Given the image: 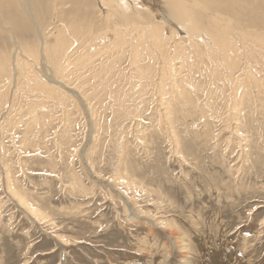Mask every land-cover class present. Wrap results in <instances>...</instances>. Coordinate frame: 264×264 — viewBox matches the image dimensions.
Returning a JSON list of instances; mask_svg holds the SVG:
<instances>
[{"label": "rangeland", "instance_id": "obj_1", "mask_svg": "<svg viewBox=\"0 0 264 264\" xmlns=\"http://www.w3.org/2000/svg\"><path fill=\"white\" fill-rule=\"evenodd\" d=\"M28 1L15 23L0 9V264H264V0H202L199 36L177 29L154 65L162 0L127 23L96 0ZM88 26L109 41L87 52ZM215 31L236 67L209 57ZM72 41L54 71L44 50Z\"/></svg>", "mask_w": 264, "mask_h": 264}, {"label": "bare ground", "instance_id": "obj_2", "mask_svg": "<svg viewBox=\"0 0 264 264\" xmlns=\"http://www.w3.org/2000/svg\"><path fill=\"white\" fill-rule=\"evenodd\" d=\"M17 3H18V5L19 6H17L16 4L14 5L10 0H0V9L4 12V13H11V15L13 14V16L12 17H10V18H8L9 19V22H12V23H15V21H16V19H18L17 17H16V13H17V11H19L20 9H22V11H24V9H23V5L25 4V2L23 3V5H22V3H21V0H15ZM24 1V0H23ZM26 1H28V0H26ZM97 1V5H99V7L101 8V11H102V17L104 18V20L106 21V23L107 22H109L110 20H112L113 18H118L119 20H122V21H124V22H128V21H130L131 20V17L133 16V15H131L130 14V11L129 10H131V9H129V8H132L131 6H130V4H135V3H137V2H134L135 0H96ZM177 1H180V2H176V0H162V3H163V5H164V10H163V13L161 14V16H162V19L164 20V22H165V25H166V28H165V33L163 34V35H165L164 37H165V39H168V40H166L167 42H168V44L167 43H165L166 44V46H168V48L167 49H165V50H163L162 51V49H160L162 46H158V45H160V42L162 41V40H160V42H156V43H153V46L155 47V52L154 53H151V52H146V53H143L144 55H145V57L147 58V60L148 61H153L152 62V65H154L156 62H157V60L159 61V64L161 63V62H164L165 61V56H167L168 54H167V51H168V49L169 48H171V49H176L178 46L177 45H179L178 43V41H176L175 40V36L177 35V31L178 30H182L186 35H187V37L189 38V40H190V42L191 41H194L198 36H199V30H203V29H201L200 27H199V20H201V19H199V17L197 16V13L195 12V10H193V7H194V9L195 8H200L201 10H204V11H208L209 10V8L211 7V5H209V3H207L206 1H203V3L201 4L200 2H202V0H200L199 2H197L196 0H177ZM29 2V1H28ZM27 2V3H28ZM138 2H140L139 0H138ZM147 3V2H146ZM146 3H141V5H143V6H145V7H148V3L146 4ZM213 4V3H212ZM210 7H209V6ZM26 6V5H25ZM213 6V5H212ZM216 6V5H215ZM218 6V5H217ZM139 7V6H138ZM20 8V9H19ZM30 8L31 7H29V9L28 10H30ZM211 8H214V7H211ZM216 8V7H215ZM224 8V7H223ZM27 9V8H26ZM133 9V11H134V8H132ZM199 9V10H200ZM32 10V9H31ZM152 10V9H151ZM198 10V9H197ZM229 10V9H228ZM27 11V10H26ZM136 12V11H135ZM203 12V11H202ZM201 12V13H202ZM27 13V12H26ZM229 13V12H228ZM28 14V13H27ZM77 14V13H76ZM23 15H24V13H23ZM33 15V14H32ZM31 15V16H32ZM210 17H212L211 15H209ZM206 17V16H205ZM215 16H213V18H214ZM217 17V16H216ZM25 18V17H24ZM30 18V17H29ZM71 18V17H70ZM72 18H73V16H72ZM201 18V17H200ZM207 19H208V17H206ZM212 18V19H213ZM222 18V17H221ZM7 19V20H8ZM26 19H28V18H26ZM83 19V18H82ZM209 19H211V18H209ZM208 19V22H210V24H212L214 21L213 20H209ZM215 19V18H214ZM223 19V18H222ZM0 20H1V16H0ZM34 20V19H33ZM131 21H133V20H131ZM216 21V20H215ZM224 21V20H223ZM33 22H35V21H33ZM55 22V21H54ZM212 22V23H211ZM225 22V21H224ZM227 22V21H226ZM234 22V21H233ZM61 22H59V24H60ZM82 23H83V20H82ZM146 23V22H145ZM205 23H207V21L206 22H203V25H205ZM248 23V22H247ZM253 23V22H252ZM251 23V24H252ZM122 24H124V23H122ZM128 24H130V23H128ZM133 25H134V23H132ZM143 24V23H142ZM210 24H208V27L210 26ZM235 24V23H234ZM234 24L232 25V26H234ZM243 24V23H242ZM83 25V24H82ZM136 25V24H135ZM135 25H134V27H135ZM141 25V24H140ZM147 25H149V24H147ZM151 25H153V24H151ZM154 25H155V23H154ZM159 25V24H158ZM203 25H202V23H201V27H203ZM213 25H214V23H213ZM212 25V26H213ZM236 25V24H235ZM10 26V25H9ZM58 26H60V25H58ZM81 26V25H80ZM79 26V27H80ZM124 27H125V24L123 25ZM132 26V25H131ZM143 26V25H142ZM150 26V25H149ZM162 26V25H161ZM161 26H160V28L159 29H161ZM212 26L211 27H209L210 29H212ZM215 26H216V23H215ZM237 26V25H236ZM245 26H247V25H245ZM0 27H2L1 25H0ZM5 27V26H4ZM56 27V26H55ZM105 27V26H104ZM222 27V26H221ZM220 27V28H221ZM228 27H230L229 26V24L227 23L226 25H225V29L224 30H229V29H227ZM60 28V27H59ZM76 28V27H75ZM81 28V27H80ZM113 28V27H112ZM127 28H128V26H127ZM155 28H156V26H155ZM158 28V27H157ZM157 28H156V30H157ZM163 28H164V26H163ZM216 29H217V27H215ZM238 28V27H237ZM247 28V27H246ZM250 28V27H249ZM5 29V28H4ZM11 29V28H10ZM131 29V32H132V28H130ZM130 29H129V31H130ZM136 29V28H135ZM141 29V28H140ZM150 29H151V27H150ZM152 29H153V27H152ZM151 29V30H152ZM178 29V30H177ZM207 30H208V28H206ZM214 29V28H213ZM61 30H62V28H61ZM71 30V29H70ZM72 30H74V29H72ZM83 30V29H82ZM102 30V29H101ZM105 30H106V28H105ZM125 30V29H124ZM134 30V29H133ZM162 30H164V29H162ZM205 30V29H204ZM206 30V31H207ZM219 30V29H218ZM238 31H239V29H237ZM236 30V31H237ZM116 31V30H115ZM120 31V30H119ZM123 31V30H122ZM126 31V30H125ZM136 31H139V30H136ZM135 31V32H136ZM140 31H143V30H140ZM214 31V30H213ZM222 31V30H221ZM220 31V32H221ZM230 31V30H229ZM15 32V31H14ZM62 32V34L63 33H65L64 31H61ZM68 32V31H67ZM86 33H85V37H87L86 39L87 40H89V41H83L85 44H86V47H85V51H90V50H92V49H96V48H98L97 47V45H99L98 43L96 44L95 42L96 41H98V39H96V38H98V37H100L101 35V33H99V30H97V29H94V28H92L91 26H88L87 28H86V31H85ZM106 32V31H105ZM112 32H113V30H112ZM131 32H128V33H131ZM151 32V31H150ZM153 32H154V30H153ZM156 32V31H155ZM158 32V31H157ZM161 32V31H160ZM208 32H210V31H208ZM207 32V33H208ZM220 32H219V34L215 31V33L214 34H212L211 35V37H214V39L212 40V39H210V38H206V37H204V35H206L205 33H202V35L201 36H203L205 39L204 40H202V42H203V45H204V47H205V49H206V51H209V57L211 56V55H214V58L216 59L217 58V56L219 55V56H225V64H226V66L228 67V66H232V65H235L234 67H236L237 66V64H239L238 62H239V56H240V54H238V49L235 47L236 45L233 43V41H231L230 40V38L232 37V36H229L230 34H226V31H224V33L223 34H220ZM13 33V32H12ZM54 33V32H53ZM81 33V32H80ZM110 33H111V31H110ZM127 33V32H126ZM140 33V32H139ZM159 33V32H158ZM158 33H156V35H158L159 36V34ZM217 33V34H216ZM222 33V32H221ZM243 33H245L244 31H243ZM249 33H250V31H249ZM60 34V33H59ZM72 34H73V32H72ZM151 34V33H150ZM154 34V33H153ZM184 34V35H185ZM236 34V33H235ZM246 34H248V33H246ZM40 35V34H39ZM77 35V34H76ZM118 35H121V34H118ZM128 35V34H127ZM135 35V34H134ZM155 35V34H154ZM153 35V36H154ZM183 35V34H182ZM252 35V34H251ZM259 35V34H258ZM63 36V35H62ZM69 36V35H68ZM68 36H66V37H68ZM84 36V35H83ZM141 36V35H140ZM236 36H238V35H236ZM236 36H234V37H236ZM241 36V35H240ZM243 36V35H242ZM245 36V35H244ZM43 37V36H42ZM41 37V38H42ZM61 37V36H60ZM59 37V38H60ZM72 37V36H71ZM110 37V36H109ZM117 37V36H116ZM120 37V36H119ZM122 37V36H121ZM125 38H127V39H125V38H123L122 40H124V41H121V42H123V43H126V42H128L129 40H130V38H128L127 36H124ZM131 37V36H130ZM136 37H137V34H136ZM149 37V36H148ZM151 37H152V35H151ZM150 37V38H151ZM156 37V36H155ZM154 37V38H155ZM208 37V36H207ZM94 38V39H93ZM104 39H101V40H99L98 42L100 43V45L99 46H101L104 42H106V41H109V39L107 38V37H103ZM163 38V37H162ZM181 38V37H180ZM241 38H244V37H241ZM258 38V37H257ZM39 39V38H38ZM43 39H44V37H43ZM54 40H55V38H53ZM64 39V38H63ZM112 39V38H111ZM121 39V38H120ZM131 39H132V37H131ZM156 40H157V38H155ZM232 39H233V37H232ZM254 39H255V37H254ZM262 39V38H261ZM64 40H66V39H64ZM144 40V39H143ZM155 40V41H156ZM44 41V40H43ZM56 41V40H55ZM57 41H59V40H57ZM137 41V40H136ZM164 41V40H163ZM165 41V42H166ZM60 42V41H59ZM103 42V43H102ZM114 42H115V40H114ZM131 42V41H130ZM139 42V41H138ZM152 42V41H151ZM44 43V42H43ZM46 43V42H45ZM72 43H73V41L69 44V46H65V47H63V48H61V45L59 44V45H56V44H53V45H56V46H54L50 51H49V55L47 56V54H45L44 52H47V50H44V52H43V54L44 55H42V56H45V58L46 57H48V62H50V64L51 65H53V66H55L54 67V71H55V69L59 66V67H61V66H63L62 64H63V62H65L66 60H67V58L69 57V51L70 50H68L70 47H72L71 45H72ZM107 43V42H106ZM113 43V42H112ZM131 43H133V42H131ZM162 43V42H161ZM105 44V43H104ZM127 44V43H126ZM130 43H128V45H129ZM146 44V43H145ZM163 44V43H162ZM50 45V44H49ZM63 45V44H62ZM109 45V44H108ZM112 45V44H111ZM135 45V44H134ZM140 45V44H139ZM143 45V44H142ZM152 45V44H151ZM145 46V45H144ZM147 46V45H146ZM145 46V47H146ZM166 46H165V48H166ZM211 46V47H210ZM133 47H136V46H133ZM133 47L131 46V48H129V54H128V61H129V64H130V66L132 67H135V66H137L138 65V63H139V61H138V56H137V51H135L134 49H133ZM140 47V46H139ZM150 47V46H149ZM175 47V48H174ZM180 47V46H179ZM51 48V47H50ZM66 48V49H65ZM103 48V47H102ZM211 48H213V50H211ZM71 49V48H70ZM103 49H105V48H103ZM110 49V48H109ZM145 49V48H144ZM151 49H153L152 47H151ZM150 49V50H151ZM148 50V49H147ZM230 50V51H229ZM31 51V50H30ZM29 51V52H30ZM35 51V50H34ZM72 51V50H71ZM101 50H99L98 52H100ZM172 51V50H171ZM195 52H194V54H200L201 52H200V50L198 49V47L194 50ZM32 52H33V50H32ZM37 52V51H36ZM39 52V51H38ZM41 52V51H40ZM156 52H158V53H156ZM48 53V52H47ZM108 53V52H107ZM31 53H29V55H30ZM35 54V53H34ZM38 54V53H37ZM36 54V55H37ZM71 54V53H70ZM83 54V53H82ZM100 54V53H99ZM174 54H176V53H174ZM207 54V53H206ZM35 55V56H36ZM77 55H79V54H77ZM76 55V56H77ZM16 56V55H15ZM100 56V55H99ZM200 56V55H199ZM206 56V55H205ZM207 56H208V54H207ZM30 58L31 57H33V56H29ZM37 57H41V56H37ZM82 57H83V55H82ZM81 58V57H80ZM119 58H121V57H118V61L120 60ZM213 58V59H214ZM39 59V58H38ZM41 59V58H40ZM39 59V60H40ZM79 59V58H78ZM117 59V58H116ZM171 59V58H170ZM212 59V58H211ZM18 60H19V58H18ZM33 60H35V59H33ZM32 60V61H33ZM42 60V59H41ZM46 60V59H45ZM75 60V59H74ZM217 60V59H216ZM14 63L12 64V65H15L14 66V70H15V68H17V59L16 58H14ZM36 62H34L33 61V64L34 63H37V61L38 60H35ZM154 61H155V63H154ZM172 61V60H171ZM39 62V61H38ZM71 62V61H70ZM166 62V61H165ZM185 62V61H184ZM4 63V62H3ZM44 63H46V62H44ZM44 63H43V65H44ZM69 63V62H68ZM68 63L67 64H65L66 66L68 65ZM103 62H101V64H102ZM154 63V64H153ZM173 63V62H172ZM40 64V63H39ZM48 64V63H47ZM46 64V65H47ZM50 64H49V67H50ZM98 64V63H97ZM144 64V63H143ZM162 64V63H161ZM166 64H168V63H166ZM5 65H7V64H5ZM9 65V64H8ZM11 66V65H10ZM19 66H21V65H19ZM108 66V65H107ZM110 66V65H109ZM9 67V66H8ZM45 67V66H44ZM128 67V66H127ZM164 67V66H163ZM162 66H160V68H158L159 70H158V72L157 73H160L159 74V81L160 82H163L165 79H166V76H165V72H166V68H163ZM7 68V67H6ZM52 68V67H51ZM141 68H142V66H141ZM168 68V67H167ZM3 69H4V67H3ZM9 69V71H10V69L11 68H8ZM20 69V68H19ZM178 69H180V67L178 68ZM242 69V68H241ZM53 70H51V71H53ZM50 71V70H49ZM139 71H141V70H139ZM15 72V71H14ZM56 72H57V69H56ZM162 72V73H161ZM4 73V72H3ZM10 73V72H9ZM17 73V72H16ZM19 73V72H18ZM53 73V72H52ZM55 73V72H54ZM165 73V74H164ZM11 74L13 75L14 73H12V70H11ZM15 75V74H14ZM18 75H22V74H18ZM17 75V76H18ZM25 75V74H24ZM175 75V74H174ZM16 75H15V77H17ZM9 77H11V76H9ZM19 77V76H18ZM54 77V76H53ZM19 79V78H18ZM17 79V80H18ZM21 79V78H20ZM8 80H9V78H8ZM11 80V79H10ZM9 80V81H10ZM17 80H16V82H17ZM151 80V79H150ZM34 81V80H33ZM35 81H37V80H35ZM29 82V81H28ZM11 84V83H10ZM20 85H21V83H20ZM36 86H38L39 87V85H36ZM19 87V86H18ZM235 91V90H234ZM1 95H3V94H1ZM230 95V94H229ZM234 101V100H233ZM224 118V117H223ZM230 118V117H229ZM30 214V213H29Z\"/></svg>", "mask_w": 264, "mask_h": 264}]
</instances>
